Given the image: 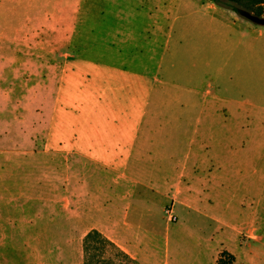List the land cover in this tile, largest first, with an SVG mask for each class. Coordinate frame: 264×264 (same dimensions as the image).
Segmentation results:
<instances>
[{
  "label": "rangeland",
  "instance_id": "obj_1",
  "mask_svg": "<svg viewBox=\"0 0 264 264\" xmlns=\"http://www.w3.org/2000/svg\"><path fill=\"white\" fill-rule=\"evenodd\" d=\"M58 1L50 0L51 10ZM245 2L250 5L243 8L253 14L262 10L264 17V4ZM120 5V0H64L60 8L72 24L79 11L105 17L108 10ZM73 32V26L67 27L70 42L59 50L46 49L42 33H20L11 39L5 30L0 36V168L19 164L38 170L57 168L58 156L51 162L41 156L48 151L42 144L48 137L65 141L112 137L126 121L133 136L137 125L133 111L143 106L147 127L142 133L164 143L146 148L159 156L174 155L170 160L157 158L158 176L146 178L152 182L144 199L143 192L140 198L129 195L117 201L113 211L106 207L104 190L93 189L95 178H86L85 190L78 193L83 212L90 219L101 220L136 258L128 260L121 247L95 234L85 251L86 234L77 264H219L222 256L228 264H264V123L250 129H177L173 125L185 117L177 109L187 99L198 108L201 98L170 92L169 82H161L169 76L155 65L145 71L142 95L138 96L132 86L130 90L123 86L122 78H113L117 71L106 64L111 52L92 48L93 33ZM144 36L147 40L151 34ZM174 44L173 39L167 52L155 53L152 44L143 43L140 51L148 58L170 57ZM59 53L65 56L64 62L53 57ZM258 91L264 93V79L259 80ZM258 99L264 104V96ZM255 115L264 120V110ZM51 151L58 152L54 147ZM25 153L41 157L18 161L17 154ZM177 164L194 171V179L191 175L186 179L193 185L192 208L175 203L172 197L171 187L180 179ZM96 201L101 205L93 208Z\"/></svg>",
  "mask_w": 264,
  "mask_h": 264
},
{
  "label": "crops",
  "instance_id": "obj_2",
  "mask_svg": "<svg viewBox=\"0 0 264 264\" xmlns=\"http://www.w3.org/2000/svg\"><path fill=\"white\" fill-rule=\"evenodd\" d=\"M120 2V7L108 10L105 17L79 11L71 24L60 8L64 0H59L53 10L50 0H0V36L5 30L11 39L20 33H42L45 48L59 50L70 42V37L67 39L65 35L67 27L73 26L75 33H93L92 48L111 52L112 58L106 64L117 71L113 78H122L123 86L129 90L132 86L138 96L142 95L148 66H157L159 72L164 70L169 76V80L161 82H169L170 92L201 98L198 108L188 104L187 99V104L177 109L185 113L173 125L180 130L184 126L250 129L264 123L255 115L256 111L264 110L258 99L264 96L258 91V82L264 79V26L210 0ZM146 32L151 34L147 40ZM173 39L174 51L170 57L148 58L145 51H140L145 43V46L152 44L155 53L157 50L165 53ZM59 55L53 57L64 62L65 56ZM155 80L160 79L155 76ZM146 112L145 106L133 111L137 113L133 136L126 121L112 137L43 139L48 151L41 156L50 162L58 156L57 168L38 170L20 168V164L0 168V264H77L82 257V237L92 229L105 233L136 258L109 233L101 220L90 219L83 212L78 193L85 190L86 178L94 177L93 189L104 190L109 211L129 195L140 198L143 192L145 198V189L152 182L146 178L158 176L157 158L170 160L174 156H159L146 148L164 144L161 139L147 138L142 133L147 127ZM51 147L58 152L51 151ZM41 156L17 154V160ZM179 168L180 179L171 187L172 197L175 203H186L190 208L193 185L186 179L188 175L193 178L194 171L183 164H177L176 169ZM95 205L93 208H98L101 203L96 201Z\"/></svg>",
  "mask_w": 264,
  "mask_h": 264
},
{
  "label": "trees",
  "instance_id": "obj_3",
  "mask_svg": "<svg viewBox=\"0 0 264 264\" xmlns=\"http://www.w3.org/2000/svg\"><path fill=\"white\" fill-rule=\"evenodd\" d=\"M212 2H215L216 4L220 5V6H225V7H229L231 8L232 10L236 11L240 16L246 18L244 16V13L245 12H250L248 11L247 9L243 8L245 5H250V4H246L247 2H245V0H210ZM248 1H254L256 3H260V4H264V0H248ZM252 10V9H251ZM255 12V11H254ZM256 14L255 15H258V16H262V10H258V12H255ZM249 20V19H248ZM99 235V236H102V239H105V241L111 243V244H114L116 245L113 241H111L109 238H107L105 235L103 236V234L97 230V229H94L90 232L87 233V235L85 236V240H84V246H85V251L87 250V246H88V241L91 240V238L93 237V235ZM121 253L123 255H125L127 257L128 260H135L134 257H132L129 253L125 252L123 249H121ZM225 254L231 256V254L229 252H226ZM219 264H228L225 260H224V257H220V259L218 260ZM81 264H84L81 263Z\"/></svg>",
  "mask_w": 264,
  "mask_h": 264
},
{
  "label": "water",
  "instance_id": "obj_4",
  "mask_svg": "<svg viewBox=\"0 0 264 264\" xmlns=\"http://www.w3.org/2000/svg\"><path fill=\"white\" fill-rule=\"evenodd\" d=\"M244 16L253 23L264 26V17L255 15L251 12H245Z\"/></svg>",
  "mask_w": 264,
  "mask_h": 264
}]
</instances>
